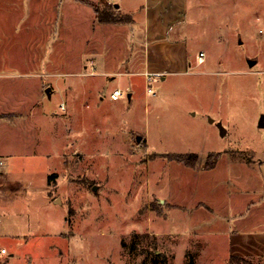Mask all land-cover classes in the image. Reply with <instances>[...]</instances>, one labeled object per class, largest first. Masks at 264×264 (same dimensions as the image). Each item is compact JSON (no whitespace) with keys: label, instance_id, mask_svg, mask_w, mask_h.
<instances>
[{"label":"rangeland","instance_id":"obj_1","mask_svg":"<svg viewBox=\"0 0 264 264\" xmlns=\"http://www.w3.org/2000/svg\"><path fill=\"white\" fill-rule=\"evenodd\" d=\"M97 4L122 19L101 20L85 2L63 4L65 71L45 77L58 83L41 106L23 97L32 78L3 81L13 84L4 89L9 107L28 109L29 120L13 128L0 124V150L21 176L49 181L52 198L32 191L4 204L0 247L9 252L0 259L189 264L190 239L195 247L200 236L190 234L187 210L160 199L199 193V182L175 169L183 162L167 154L195 153L205 164L211 152H228L219 163H228L233 151L264 158V74L250 72L264 69V0H191L188 42L193 52L207 54L206 62L193 74L157 76L156 95L143 74L142 23L112 3ZM250 58L258 59L254 67ZM127 84L134 95L113 100L111 91Z\"/></svg>","mask_w":264,"mask_h":264},{"label":"crops","instance_id":"obj_2","mask_svg":"<svg viewBox=\"0 0 264 264\" xmlns=\"http://www.w3.org/2000/svg\"><path fill=\"white\" fill-rule=\"evenodd\" d=\"M92 1L112 3L119 12L142 23L143 74L151 72L159 77L168 72L193 74L192 69L196 65L205 64L206 60L198 64L197 56L201 51L193 52L188 42V10L191 0ZM63 2L66 1L0 0V124H7L12 128L21 126L28 111L9 107L11 102L8 98L11 94L4 89L13 87V84L5 85L4 79L32 78L34 85L26 84L29 89L23 97L30 102L28 98L32 96L34 106H41L42 99L52 96L54 85L58 83L52 84L45 77L65 71L62 43L63 4L73 5V2L83 1ZM254 59L256 58L249 59L251 67L258 63V59ZM251 61L255 63L251 64ZM75 71L77 70L65 73L76 74ZM250 72L264 74V69ZM74 84L72 86L79 90V85ZM32 86L34 90L30 92ZM126 86L122 88L119 85L115 88L127 90V96L132 97L134 93L128 84ZM60 135L63 137V133ZM215 153L220 154L210 168L205 163H198L195 167L183 163L184 167L181 168L175 165V169L189 179L198 180L199 193L185 194L179 198L182 200L169 196L160 201L167 200L168 206L187 210L186 217L192 230L190 234L200 236L198 241H194L197 243L195 247L190 239V247L195 248L193 257L197 264H212L214 261L217 264H226L232 257L264 259V158L255 159L252 154L251 158H245L244 155L237 156L233 151L229 154L228 163H219L228 152ZM0 158L5 161L0 172V214L9 206L4 205L9 200L19 199L28 192H39L45 197H51L49 181L41 185L33 174L31 177L21 176L19 169L10 168L9 158L2 150ZM4 235L6 233L1 231L0 237ZM218 244H222L220 251L217 250ZM2 249L6 248L0 247V254L9 252L8 249L2 252ZM0 264H10L9 259H0Z\"/></svg>","mask_w":264,"mask_h":264},{"label":"trees","instance_id":"obj_3","mask_svg":"<svg viewBox=\"0 0 264 264\" xmlns=\"http://www.w3.org/2000/svg\"><path fill=\"white\" fill-rule=\"evenodd\" d=\"M81 1L91 5L94 8L98 18H100L101 20L118 21L122 19L111 12L101 9L100 6L97 4V2H94L92 0H81ZM219 154L220 153L211 152L208 155L206 161V167L208 168L212 167L215 164L216 160L218 159ZM167 156L169 157L170 160H178L192 167L197 166L199 161L198 155L195 153H168ZM244 260L247 259L243 257H232L230 261L231 264H235L236 261H244ZM189 264H197L193 256H191L189 260Z\"/></svg>","mask_w":264,"mask_h":264},{"label":"built area","instance_id":"obj_4","mask_svg":"<svg viewBox=\"0 0 264 264\" xmlns=\"http://www.w3.org/2000/svg\"><path fill=\"white\" fill-rule=\"evenodd\" d=\"M261 33H264V30H261ZM206 60V53L204 51H201L198 56H197V62L198 64H202L204 63ZM90 68L91 71L94 73L96 66L94 63V60L90 61ZM158 75L156 73H151V72H145V77H146V82H147V90L150 93H154L155 95L157 94V92L154 91V88L152 86V83L155 81L156 77ZM110 96L113 100H119L125 96H127V93L122 89V88H115L111 91ZM62 108H65V105L62 104L61 106ZM5 165V161L4 159L0 158V169H2ZM6 249H2V252H5Z\"/></svg>","mask_w":264,"mask_h":264},{"label":"water","instance_id":"obj_5","mask_svg":"<svg viewBox=\"0 0 264 264\" xmlns=\"http://www.w3.org/2000/svg\"><path fill=\"white\" fill-rule=\"evenodd\" d=\"M255 61H251V64H254ZM48 93L50 94V88L47 89ZM261 126H264V119L261 120ZM223 132H225V129H223Z\"/></svg>","mask_w":264,"mask_h":264}]
</instances>
